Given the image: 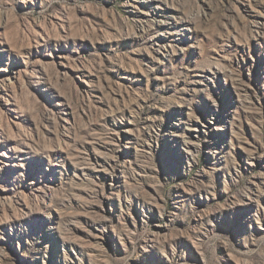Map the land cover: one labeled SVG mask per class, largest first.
Masks as SVG:
<instances>
[{"label":"rangeland","instance_id":"obj_1","mask_svg":"<svg viewBox=\"0 0 264 264\" xmlns=\"http://www.w3.org/2000/svg\"><path fill=\"white\" fill-rule=\"evenodd\" d=\"M0 264H264V0H0Z\"/></svg>","mask_w":264,"mask_h":264}]
</instances>
